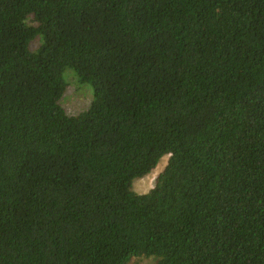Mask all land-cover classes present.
Wrapping results in <instances>:
<instances>
[{
	"label": "trees",
	"instance_id": "obj_1",
	"mask_svg": "<svg viewBox=\"0 0 264 264\" xmlns=\"http://www.w3.org/2000/svg\"><path fill=\"white\" fill-rule=\"evenodd\" d=\"M138 256L264 264V0H0V264Z\"/></svg>",
	"mask_w": 264,
	"mask_h": 264
},
{
	"label": "rangeland",
	"instance_id": "obj_2",
	"mask_svg": "<svg viewBox=\"0 0 264 264\" xmlns=\"http://www.w3.org/2000/svg\"><path fill=\"white\" fill-rule=\"evenodd\" d=\"M37 45V40L32 41L30 49L34 50ZM63 76L67 87L60 100V105L67 114L74 115L83 111L89 105L92 98L91 89L79 83L71 69H66ZM167 158L168 156L162 157L157 166L149 174L135 179L132 184L133 190L138 193L147 192L153 186L157 174L166 164ZM155 261L156 259L152 256H138L132 257L127 264H155Z\"/></svg>",
	"mask_w": 264,
	"mask_h": 264
}]
</instances>
